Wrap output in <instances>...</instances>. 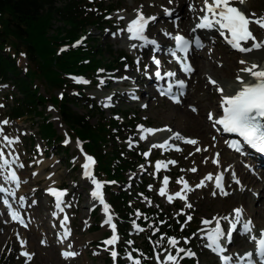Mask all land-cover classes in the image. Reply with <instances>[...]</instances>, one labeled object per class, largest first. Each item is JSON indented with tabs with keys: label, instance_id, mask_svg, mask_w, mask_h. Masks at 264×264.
I'll list each match as a JSON object with an SVG mask.
<instances>
[{
	"label": "rangeland",
	"instance_id": "rangeland-1",
	"mask_svg": "<svg viewBox=\"0 0 264 264\" xmlns=\"http://www.w3.org/2000/svg\"><path fill=\"white\" fill-rule=\"evenodd\" d=\"M248 1L250 2V6L245 11L246 14L255 13L257 16H264V0ZM105 2L107 5L114 7L113 12L110 14L111 18H108V23L101 29H90L89 33L85 36L84 43L88 42L89 45H94V50L101 47L103 50L101 51V53L103 52V62L111 59L109 51L112 54L124 53L128 57L125 60V64L111 69L101 67L100 69L102 70L99 69L90 74H74L73 78L70 74L63 75L59 73L60 78L65 76L64 79L67 81V86L72 87L71 89L64 85L60 86L51 77H43L41 72L44 74L45 70H48L49 67L44 47L49 42V39L55 37L56 32H61L63 28L62 23L52 20L51 27L46 34L47 38L40 39L41 42L37 46L39 59L37 58V61L32 64L28 63V59L23 53H21L19 58V67L22 73L27 72L28 69H32L39 75L37 78L31 80V87L32 89L36 88V94L43 99L41 105L37 104V111L40 114H32L18 119L12 118L10 110L14 106L15 99L13 97L15 95L20 97V95L17 91L13 90L10 83L0 82V122L8 121L6 125L0 124V150L6 153V158L8 159L16 156L18 164L23 165V167L16 166V173L20 180L21 192L24 193L20 194L19 189L15 190V196L10 197L9 201L15 204V211L21 214L28 223L26 228H21L18 224L11 223L9 215L6 214L0 203V264H114L113 258L110 255L112 246H108L109 250L106 251V246L98 243L99 240L110 238L113 232L110 226L104 224L106 216L103 206L97 200H94L90 194L94 190V185H92L90 179L83 176L82 165L87 161L86 157H88V154L78 144L73 136V132L58 113V99L62 97L65 91H68L66 93L76 101L74 106H69L74 113L85 115L88 110H92L94 113L95 110L99 109L106 118L111 117L115 112L118 113L117 116H114L115 118H119L121 114L126 113L132 119L131 121L138 124L134 131L122 135L126 137L125 140H117L115 144V147L123 146L126 151L135 154H139L140 151L148 153L147 156L144 155L143 159L145 162L139 164L138 171L136 170L137 172L135 171L133 175H127V179L130 182H128L129 184L125 183L127 185L124 189L132 196L131 204L134 206L139 205L143 209L159 208L162 213L173 216L181 213L185 214V226L193 225L195 232L190 239H179L177 247L191 250L195 254L192 256L194 264H220L217 255L206 247V232L202 231L215 225L214 223L203 225L202 221H214V218L220 219L222 217H228L231 220L234 209L242 207L245 210L240 204L241 198L244 197L243 191L245 186H241V180L239 176H236L234 167H232V163L234 162L231 164L228 161L222 162L220 149L214 147L217 139H220L216 129L215 131L213 130V135L209 138L211 142L209 141L210 143L204 144L195 137L188 124L186 125L183 121L178 123L171 115H166L169 109H172L174 106H180L183 110H189L195 116L200 114L201 119L211 126L213 124L208 119L209 113L207 111L199 113V110L207 100L216 103L220 96L216 88L209 83V79L217 81L216 77L211 75L210 72L205 71L206 73L201 74V83L203 84L200 86L201 92L197 96H192L195 85L189 83V80H187L192 73L189 75L184 73L174 63L170 67L167 64L172 61L167 51L168 47H170L171 38H167L168 46H165L166 37L172 36L176 32H182L178 30V22L183 19L179 16L186 10L190 11L189 5L186 4L183 8H178V6L172 5L173 1L169 3L168 0L166 7L157 11V0H105ZM235 5L239 7L238 1L235 2ZM164 9L171 10L173 15L166 16ZM137 11L142 12L146 18H156L150 22L145 35L155 40L157 42L156 46L164 44L166 50H163V54L158 53L154 55L152 54L153 48L140 47L141 42L138 41L137 43V41L126 40L128 33L121 30L126 27L127 20L130 17H134ZM177 11H179V14ZM194 19L191 21V26L195 21ZM167 22L171 23L173 29L169 30L164 27V24ZM208 38L212 42L210 48L207 52L202 50V46L195 48L189 57L192 62L197 53L204 56L212 55L218 65L221 64L219 62L220 56L224 59L225 54L226 57H230V60L234 62L242 60L243 56L247 55L239 51H230L224 45V41L217 35L211 34ZM133 44L136 47H130ZM56 48L57 54H60L58 51L60 47ZM146 49L152 56L149 60L143 54V51ZM220 51L221 55L219 54ZM153 57L161 61L159 69H162L165 73H176L175 77H178L182 81L184 80L187 84V99L186 101L184 100V104H182L183 100L179 104L174 105L165 99L159 98L157 93H154L152 81L147 83L149 80H153L157 70V66L153 65L155 64ZM97 58L99 59L100 57L97 56ZM140 64H143L142 69L145 71V74H142ZM149 67L151 68L150 71L146 72ZM53 70H56L54 66ZM130 73L132 75L129 77L128 74ZM135 73L140 74V78L145 79L143 81L144 86L136 87L134 85ZM231 78V80L223 79L222 82L232 81L234 75ZM100 80L104 81L103 85L99 83ZM78 81H86V83ZM125 83L129 85H125ZM148 89L153 93L154 97L146 98V96H140L141 92L146 93ZM78 91L82 95H77L76 92ZM108 97H111V99L108 100ZM193 108L196 111H193ZM98 120V117H93L90 120V124L95 125L98 123ZM48 123L55 130L56 136L60 137V140L56 142L58 145L53 140L48 141L45 137L41 136L42 134L39 130L41 125ZM147 130L159 131L149 133ZM165 132H171V136L162 143V135ZM176 134H179V139L175 138ZM4 135L17 142L12 144L10 148L5 146ZM141 136H144V139H141ZM188 139L195 140L197 143H185L184 141ZM165 143L170 147H153L154 144ZM222 144L224 152L229 155L232 154L226 149L225 143L223 142ZM171 145L179 146L181 150L179 152H172L170 149ZM64 148H67L68 151L64 152L61 150H64ZM198 148L203 152L196 159L195 154L199 152L197 151ZM104 151L107 152V147L104 148ZM233 155L236 158L238 157L234 153ZM214 159H218V164L212 162ZM91 160L94 163L89 164L90 170L95 178L101 182L100 179L104 178L96 174V162L92 158ZM157 161H163L166 167H161L157 170L155 168ZM249 168L245 166V170L254 172L253 168ZM191 169H196V171H191ZM219 173H223L224 176L226 174L228 177L225 182L227 189L224 190L227 195L218 191L215 192L213 179H205L209 174H212L214 178ZM233 173L238 177L240 183L233 181ZM251 174L257 175L258 172ZM39 175L41 177L37 178ZM165 177L168 178L169 183L165 196H160L158 194L159 189L164 187L163 180ZM180 178H183V182H187L191 190L182 191L183 182L177 183ZM201 180H204V186L197 187L196 185ZM143 181L147 183L146 192L148 196H142L141 194L138 196L139 193L133 195L135 184ZM2 183L3 181H0V184ZM109 186L115 192L120 188V186L113 184H109ZM49 189L65 192L61 205L63 211L55 209V197L49 194ZM101 191L105 202L108 204V196L103 192V189ZM176 192L186 195V201L176 197L173 194ZM169 195L173 196L172 202H169L167 199ZM20 197H24L25 200L26 206L23 209L19 207ZM252 197L256 201L258 199L257 193L253 192ZM186 204H190L191 207H186ZM53 213H56L58 218L53 220L51 218ZM62 214L68 217L66 227L70 230V235L61 242L59 233L62 229L60 227V221H63V219H60V215ZM109 214L112 215L113 223L116 225V219L110 210ZM139 217L140 215L138 216L137 212H135L133 219L130 218L129 220L130 225L127 228L129 239L127 242L131 241V244L125 243L123 238L116 232L118 241L114 247L118 252V257L115 264H130L126 259L127 255L122 257L119 249H123L127 254L131 253L132 255V244L141 245L144 232L136 230V228H140L137 223ZM188 217H191L190 221L187 219ZM29 218L34 222L32 223L31 221L29 223ZM251 221L253 222V220ZM220 223L222 229L228 227L227 220L220 219ZM94 227H99V230L94 231ZM260 227L262 226L256 225L258 231L264 230V228ZM235 234L238 235V232H234L233 236ZM18 236L20 239H18ZM186 239L188 242L184 243ZM21 240L26 241L24 247H21ZM239 240H243L240 242V247H237L234 242L228 245L225 244L226 251L224 254L229 256L244 254L250 244L245 239ZM41 241H44V243L42 244ZM69 245H71V248L68 247ZM69 250L75 251L78 254L67 259L62 257L61 253ZM166 250L175 255V248L170 247L168 242L160 253L166 254ZM21 252L31 254L32 258L28 260L25 256L21 255ZM162 259L163 256H161ZM153 264H157L155 256L153 257Z\"/></svg>",
	"mask_w": 264,
	"mask_h": 264
},
{
	"label": "trees",
	"instance_id": "trees-1",
	"mask_svg": "<svg viewBox=\"0 0 264 264\" xmlns=\"http://www.w3.org/2000/svg\"><path fill=\"white\" fill-rule=\"evenodd\" d=\"M113 10L114 7L107 5L105 0H0V82L10 83L13 90L20 95L13 97L14 106L10 110L12 118L40 114L37 111V104L41 105L43 99L36 94V88L31 87V80L39 75L32 69L22 73L19 58L23 53L28 63L32 64L37 58L39 59L37 46L41 42L40 39L47 38L46 34L52 20L62 23L63 28L61 32L57 31L56 36L50 38L44 47L49 67L44 74L41 72L43 77H51L60 86L64 85L71 89L72 87L67 86L65 76L60 78L59 73L70 74L73 78L74 74H90L101 67L111 69L125 64L128 57L124 53L112 54L109 51L111 59L103 62L102 48L98 47L94 50V45L84 43L90 29H101L108 23ZM56 47H60L58 50L60 54H57ZM97 56L100 58L98 59ZM53 66L56 70H53ZM66 92L68 91L58 99V113L73 132L78 144L90 158L95 160L96 174L104 178L100 179L103 184L102 189L108 196L109 210L116 219L119 236L125 243L128 241L129 220L133 219L135 212H139L137 223L143 229L144 235L140 246L136 243L132 244V256L139 258L141 264H153V257L165 248L167 238L190 239L195 232L193 225L185 226V214L173 216L162 213L159 208L143 209L139 205L131 204L132 196L124 189L130 182L127 175L134 174L139 164L144 163L145 151L135 154L126 151L123 146L115 147V144L117 140H125L126 137L122 135L134 131L138 124L131 121L126 113L121 114L119 118L114 117L118 115L117 112L106 118L99 109L94 113L88 110L85 115L74 113L69 106H74L76 101ZM76 94L82 95L80 91ZM93 117L99 119L95 125L90 124ZM39 130L41 136L48 141L53 140L56 143L60 140L50 123L41 125ZM106 147L107 152L104 151ZM61 150L68 151L67 148ZM109 184L120 188L116 192L112 191ZM146 186L145 181L135 184L133 195L139 193L138 196L140 194L148 196ZM93 230L97 231L99 227H94ZM161 237L165 239L161 241ZM103 241L99 240L98 243L102 245ZM134 249L143 256H138ZM119 251L122 257L127 255L125 250L119 249ZM180 255L183 258L179 260V264H194L192 257L184 256L183 253Z\"/></svg>",
	"mask_w": 264,
	"mask_h": 264
},
{
	"label": "snow or ice",
	"instance_id": "snow-or-ice-1",
	"mask_svg": "<svg viewBox=\"0 0 264 264\" xmlns=\"http://www.w3.org/2000/svg\"><path fill=\"white\" fill-rule=\"evenodd\" d=\"M169 3H172V0H169ZM239 3H244V0H239ZM190 11H197L196 7L193 5H189ZM202 15L196 17L197 23H195L192 32H195L197 29L200 30H217L222 37L226 38L227 43L235 50L246 53L256 49L264 48V16H257L255 13L246 14L243 10L239 9L235 6V0H201V5L198 9ZM164 13L166 16H172L173 13L169 9H164ZM121 19H123L121 17ZM155 17L146 18L142 12L137 11L134 18H132L124 29L121 31H125L128 33L127 39L131 41H140V47H150L154 48L156 45V41L150 39L145 35L146 28L149 25L151 20H155ZM252 25H255L258 28L262 35H258L256 32L252 30ZM226 34L230 35V38H227ZM117 35V34H114ZM168 35V34H166ZM171 39L174 41V47L170 51V55L176 60V62L180 65L181 71L185 73H190L193 71L191 65L188 62V53L190 48L193 46L201 47V41L199 38H194V40H190L183 35L176 34L172 36ZM242 42L247 44L251 42L250 47L242 46ZM79 43V42H78ZM130 47H136V45H130ZM153 62L157 66V71L155 72V76L157 78L161 77V72L159 71V67L161 61L153 57ZM239 63L241 65H247L239 69V72L236 76V83L240 85V87L234 90L231 93H225L224 87L222 84L215 80L209 79V83L212 84L216 91L221 94V100L219 104V108L222 110V115L219 118H214L212 113H209L208 119L212 121L213 126L219 125L225 133L235 134L241 138L244 144L251 146L257 152L264 154V70L260 69V66L256 63H249L245 60H240ZM147 68V66H145ZM239 73L247 74V78L242 77ZM165 77L173 78L176 76L174 72H167L164 74ZM248 78L251 79V83L248 82ZM127 79V77H125ZM84 82L86 81H78ZM99 83L101 85L104 84L103 80H100ZM173 84H169L166 89H161L162 95H167L170 98H174L178 95H183V90L185 88V84L183 81H176L175 87L178 89V92L174 93L172 91ZM108 100L111 97L107 98ZM175 102L179 103L178 99H175ZM196 111L195 108L192 109ZM8 121L0 122V124H7ZM143 131V129H142ZM149 133L153 131L159 130H147ZM176 139H179V134H176ZM141 139H144V136H141ZM4 145L7 147H11L12 144L17 141L9 138L7 135L3 136ZM185 143L196 144L195 140H185ZM67 143V141H66ZM234 151L240 152L241 147L239 143H231L229 145ZM153 147H170L166 143L165 144H154ZM179 150V149H177ZM206 151V149H204ZM197 151H201V149H197ZM145 156L148 153H144ZM218 156V154H217ZM18 158L9 160L6 158V153L3 150H0V181H3L5 184H13L16 187L19 186L20 180L16 171L12 170V165L16 163ZM88 163L82 165L84 172L83 176L87 179H90L92 185H94V190L91 191V196L94 200H97L102 206L103 211L105 213L106 219L104 220V224L108 225L112 229V236L102 243L106 246L105 250H109L108 246H112L110 255L113 258L114 264L118 257V252L115 250L114 245L118 241V235L116 234V225L113 223V217L109 214V205L105 202L104 196L102 194V183L99 182L95 176L92 174L89 169V164L94 163L91 158L86 157ZM215 164H218V159H214L212 161ZM174 163V162H170ZM17 167H23L22 164H18ZM161 167H166L163 161H157L155 168L159 170ZM191 171H196V169H191ZM227 171V170H225ZM35 175V173H34ZM205 179L212 180V174H209ZM224 177L222 174H217L215 176V187L224 195L227 193L224 192ZM233 181L235 183H240V181L236 178L233 173ZM183 182V178L177 181V183ZM168 178L165 177L163 180L164 187L159 189V195L165 196L167 186H168ZM197 187L204 186V180H201ZM151 187V186H150ZM191 190L187 184V182H183V190L184 192ZM49 194L55 197V209L59 211H63L61 205L63 203L62 197L65 195V192L58 191L55 189H49ZM0 194H6L9 196H15V192L10 191L9 189L0 186ZM175 196L181 200L187 199L186 195H181V192H176ZM23 201L24 197L19 198ZM169 202H172L173 196L169 195L167 197ZM4 203L7 204V201L4 200ZM22 206V205H21ZM186 207H191L190 204H186ZM9 215L11 216L14 222H19L22 226L27 227L24 220L21 219L20 215L16 211H12L9 209ZM55 215V213H53ZM139 216V212H137ZM67 217L63 218V222L60 224V227L64 229L63 232L59 233V238L61 242L63 239H67L70 235V230L67 229ZM189 221L191 217L187 218ZM220 219L228 221V227L226 229H222ZM220 219L214 218V221L203 220V225H210L214 223V227L204 229L202 231L206 232V247L209 248L213 253H215L220 261V264H264V230H259L258 234L254 230L253 222L249 219L244 218L243 209L236 208L233 210V219L229 220L228 217H222ZM237 225H241L239 229L240 234L244 235L248 238L249 242L254 245V249L250 250L244 254H237L236 256L225 255V244L231 242V238L233 233L237 231ZM135 227V224H134ZM137 231H143V229L136 228ZM18 239L19 236H18ZM161 241L165 238L161 237ZM167 242L170 247L175 248V255L172 252L166 250L165 253L157 252L155 254V259L157 264H179V260L183 257L180 255L181 253L184 256L192 257L195 254L191 252V250H186L182 247H177L179 241L176 238H167ZM186 239L184 243H187ZM43 244L44 241H41ZM131 244V241L127 242ZM26 241L21 240V247H24ZM71 248V245L68 246ZM159 247V245H157ZM138 253V256H143L142 253H139L138 250H135ZM155 251V249H154ZM78 253L75 251H63L61 253L64 258H71L77 255ZM21 255L25 256L28 260L32 258L31 254L27 252H21ZM161 256L163 259L161 260ZM147 259V257H144ZM126 259L130 262V264H141L139 258L134 257L131 253L127 254Z\"/></svg>",
	"mask_w": 264,
	"mask_h": 264
},
{
	"label": "bare ground",
	"instance_id": "bare-ground-1",
	"mask_svg": "<svg viewBox=\"0 0 264 264\" xmlns=\"http://www.w3.org/2000/svg\"><path fill=\"white\" fill-rule=\"evenodd\" d=\"M172 1H173L172 5L178 6V8L179 7L183 8L184 6H186V4L193 5V6L196 7L197 11L186 10V11L181 13V16H179V17H181L183 19H181L178 22L179 23L178 24V30H181L182 32H177V34L183 35L186 38H189L190 40H194V38H199L200 41H201V44H202V50L207 52L208 49L210 48L211 43H212V42H210V38H208V36L211 35V34H214V36L217 35V34L219 35V32L217 30H215V29L211 30L210 32H198V31L192 32V26H191L192 19L196 18L198 15L202 14L198 10L200 5H201V0H172ZM236 1H238V6H239L238 8L243 10L244 12L250 6V2L248 0H244V3H239V0H235V2ZM157 2H158V6H157V11H158L161 8H165L166 7L168 0H157ZM177 12L179 14V11H177ZM134 17H135V15H134ZM134 17H132V18H134ZM132 18L130 17L127 20V22H129ZM189 21H190V23H189ZM148 26H150V23H149ZM148 26H147V28H148ZM164 27H166L169 30L173 29V27H172L170 22L165 23ZM147 28H146V31H147ZM252 30L254 32H256L258 35H262L260 30L258 28H256L255 25L253 26ZM127 36H128V34H127ZM127 36H126V40H128ZM226 36H227V38H230L229 34H226ZM262 38H264V35H262ZM222 39H223V41L225 43L224 45L230 46L227 43L225 37H222ZM128 41H131V40H128ZM132 42H135V41H132ZM167 42H168V39L164 43L165 46H167ZM137 43H138V41H137ZM242 46L250 47L251 46V42H249L247 44H244L242 42ZM173 47H174V45L172 44V48ZM194 49H195V46L193 44V46L191 48V51L193 52ZM163 50H166V48H164L163 46H160L159 49H156V51H157L156 54H158V53L163 54L164 53ZM259 50H261V51H259ZM143 54L145 55V57L148 60L152 57L151 54L148 53L147 49L145 51H143ZM219 54L220 55L222 54L221 51H220ZM246 54L247 55L243 56V58H242L243 60H245V61H247L249 63H256V64H258L260 66V69L264 70V49L263 48L258 49L257 51L253 50V51H250V52H246ZM195 55H197V56L195 57L194 61L192 62V60H191V58H189V54H188L189 63L191 64L192 69H194L193 72L191 71L192 75H190L189 78L187 79V80H189L188 81L189 83H192V84L195 85L193 87L194 93H193L192 96H197L201 92V87L200 86L203 85L201 83V74L204 73L205 71L206 72H210L211 75L216 77L217 82H219V83H221L223 85L225 93H231V92H233L234 90H236V89H238L240 87V85H238L236 83V76H237V74L239 72V69L242 68V67H245L247 65H241L239 63V61H237V62L236 61L234 62L233 60L231 61L230 57L229 58L226 57V54L224 55V59H222V57L220 56V58H219L220 61L218 60L219 62H221L220 65H218L215 62L216 60L214 59V57L212 55L204 56V55L198 54V53L195 54ZM225 57H226V59H225ZM167 64H169L168 65L169 67L173 66L172 62L167 63ZM140 65H141L140 69L142 70V74H145V71L142 69L143 68L142 67L143 64H140ZM150 69L151 68L149 67L146 72L150 71ZM191 73H187V74L189 75ZM239 74L242 77L247 78V74H245V73H239ZM131 75H132V73L128 74L129 77ZM233 75H234V79L232 81H230V82H222L223 79H230L231 80L232 79L231 76H233ZM134 76H135L134 77L135 78L134 85H136V87H138V86L140 87V86H144L145 85V84L143 85V81H145V79L140 78V74L138 75V74L135 73ZM150 81H152V80H149V82H147V83H150ZM248 82L249 83L252 82L250 78H248ZM125 85H129V84L125 83ZM148 88H149V86H148ZM146 93L141 92L140 96H146V98L154 97L153 93L149 89H148V91H146ZM186 96L182 99L183 101L180 100V101H182V104H184V102L186 101V99H187ZM220 100H221V94L218 97L216 103L212 102L211 100H209V101L207 100V102L203 103V105L201 106V108L199 110V113H201L203 111H207L208 113H212L214 115V118H215V116L217 115L216 113L218 112L217 109L219 110ZM175 105H177V104H175ZM166 115L167 116L171 115L178 123L183 121V122L186 123V125L188 124L191 127V132H193V134H195V137H197V139L201 143L207 144V143L211 142L209 140V138L213 135V130L215 131V128H214L213 125L209 126V124L207 122L203 121L201 119V115L200 114L198 116L197 115L195 116L189 110H185V109L183 110L182 107H180V106H174L172 109H169L166 112ZM170 136H171V132H165L162 135V138H163V142L162 143H164L167 140V138H170ZM220 139H222V138H220ZM220 139H217V142L215 143L214 147L217 148V149H220V152L222 154L221 155L222 162L228 161V163H230V164L232 162H234V163H232V167H234V171L236 172V176H239V179L241 180V186H245V189L243 191V196L244 197L241 198L242 200L240 201V204L245 209V210H243V216L246 219L253 220V224L255 226L254 230L258 234L259 231L257 229L259 227L256 228V225L259 224L260 226H262L260 228H264V172L260 171L259 169H257L256 173L258 172V174L254 175V174H251L248 170H245V167L242 166L240 161H236V157H234L233 154L229 155V154L224 152V150L222 148L223 139L222 140H220ZM202 152L203 151H199L198 153L195 154L196 155V159L200 157ZM15 157L16 156H14V157L12 156V157H10L9 160L15 159ZM17 164H18V161H16V163L12 165L14 171L17 170L16 169ZM247 167L249 168L251 166L248 165ZM40 177L41 176L39 175L37 178H40ZM225 178H226V180L228 178L226 176V174H225ZM236 178L238 179V177H236ZM213 180L215 181V176H214ZM1 185L3 187H5V188L9 189L10 191H13V192L16 193V191L13 188V184H5L4 183V185H3V183H2V184H0V186ZM20 188H19V190H20L19 193L20 194L24 193V192H21ZM215 192H216V190H215ZM253 192L257 193V196H258L257 198L258 199L256 201L253 200V197H252V193ZM173 194H175V193H173ZM6 197L7 198L4 199V200L7 201L6 205L9 207V209L14 210L12 208H15V206L13 204L11 206L10 205V201L8 200L12 196L6 195ZM24 202H25V200H24ZM231 202H232V200H231ZM241 209H242V207H241ZM244 212L246 213V216H245ZM61 217L62 216L60 215V219H62ZM51 218L54 220V219L58 218V215L55 213V215H52ZM232 219H233V217H232ZM28 221H29V223H31V221H32V223L34 222L30 218L28 219ZM60 222L62 223L63 221L61 220ZM240 227H241V225H237V230H238V228L240 229ZM63 231H64V229L62 228L60 230V233L63 232ZM239 239H245V241L250 244L248 249L245 250V253L254 249V245L252 243H250L248 238L246 236H244V235L235 234L233 236V238H232V241L230 243L234 242L237 245V247H240L241 246L240 242L243 241V240H239ZM228 244L229 243H227L226 245H228ZM226 245H224V246H226ZM225 249H226V247H225ZM69 251H71V250H69ZM241 254H243V253H241ZM254 264H255V261H254Z\"/></svg>",
	"mask_w": 264,
	"mask_h": 264
}]
</instances>
